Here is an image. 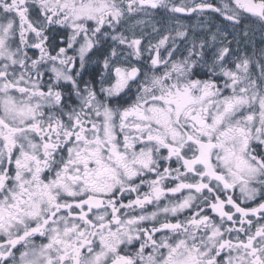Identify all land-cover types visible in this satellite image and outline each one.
<instances>
[{"label": "snow or ice", "instance_id": "snow-or-ice-1", "mask_svg": "<svg viewBox=\"0 0 264 264\" xmlns=\"http://www.w3.org/2000/svg\"><path fill=\"white\" fill-rule=\"evenodd\" d=\"M248 20L264 0H0V264H264Z\"/></svg>", "mask_w": 264, "mask_h": 264}, {"label": "flooded vegetation", "instance_id": "flooded-vegetation-1", "mask_svg": "<svg viewBox=\"0 0 264 264\" xmlns=\"http://www.w3.org/2000/svg\"><path fill=\"white\" fill-rule=\"evenodd\" d=\"M176 3H180V0H174ZM216 6H220L222 3H231V0H210ZM178 18L181 23L187 25L188 31L190 34L195 31L197 34H201L202 32L215 31L217 27H223L222 18L219 17L218 14L214 13H205L202 15L198 14H175V17H167L161 11L158 16L155 17L156 20H166L169 25H174V19ZM247 26H250L248 38L245 39L241 47L243 49V53L247 54L250 57L258 58L262 52H264V27H262L258 22L253 20H248L245 22ZM159 26V24H158ZM239 32L240 29H237ZM111 45V42L105 43L101 52H107ZM89 73L95 74L97 80H99L100 75L103 73L102 68V57L99 53L92 57V60L87 65ZM90 75H86L85 79H90ZM151 210V207L149 208Z\"/></svg>", "mask_w": 264, "mask_h": 264}, {"label": "rangeland", "instance_id": "rangeland-1", "mask_svg": "<svg viewBox=\"0 0 264 264\" xmlns=\"http://www.w3.org/2000/svg\"><path fill=\"white\" fill-rule=\"evenodd\" d=\"M248 27V30L250 29V26H247Z\"/></svg>", "mask_w": 264, "mask_h": 264}]
</instances>
